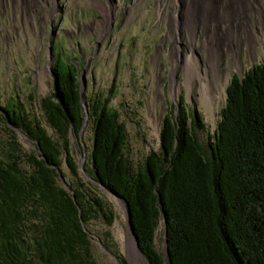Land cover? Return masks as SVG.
<instances>
[{
    "label": "trees",
    "instance_id": "1",
    "mask_svg": "<svg viewBox=\"0 0 264 264\" xmlns=\"http://www.w3.org/2000/svg\"><path fill=\"white\" fill-rule=\"evenodd\" d=\"M52 71L64 103L54 89L42 105L52 127L66 135L63 142L13 100L4 107L42 154L28 156L29 170L18 155L0 157V264H98L86 224L101 198L82 184L64 187L58 173L65 152L77 174L67 135L86 124L82 82L62 55ZM226 92L207 145L199 136L203 114L185 108L182 98L178 113L164 116L159 150L139 164L125 155L128 134L119 112L101 99L90 108L96 180L128 202L140 249L153 264L165 259L155 248L160 222L168 229V264H264V62L243 77L234 74Z\"/></svg>",
    "mask_w": 264,
    "mask_h": 264
},
{
    "label": "rangeland",
    "instance_id": "2",
    "mask_svg": "<svg viewBox=\"0 0 264 264\" xmlns=\"http://www.w3.org/2000/svg\"><path fill=\"white\" fill-rule=\"evenodd\" d=\"M105 4H111L114 11ZM181 12L178 0H0V157L8 161L13 154L18 155L22 169L29 170L32 165L28 156L42 154L36 140L3 118L1 110L10 100L53 139L63 142L66 135L52 127L42 105V99L54 93L52 68L56 57L62 55L78 69L88 127L78 133L70 128L67 135L77 174L71 172L65 152L58 173L64 187L73 191L82 184L88 194L101 198L102 208L94 211L86 224L90 251L98 264H105L100 241L115 252L124 249L125 243L124 239H116L111 229L102 228L113 223L118 211L93 171L92 104L101 99L119 112V121L125 124L128 134L125 155L139 164L151 151L159 150L164 116L177 114L182 98L185 108L203 114L206 128L199 131V136L207 145L217 130L227 99L226 87L233 75L240 72L243 77L252 66L264 62L263 54L249 63L242 58V71L228 65V81L217 82L214 95L203 98L196 84L187 82L183 60L174 52L179 30H172L173 14L179 28ZM183 33L185 37L179 44L188 47L190 35L185 30ZM172 72L178 88L174 87ZM197 83L202 84L198 78ZM121 224L125 233L127 220H121ZM164 230L160 222L155 248L162 254L166 245ZM123 259V264H132L127 257Z\"/></svg>",
    "mask_w": 264,
    "mask_h": 264
},
{
    "label": "bare ground",
    "instance_id": "3",
    "mask_svg": "<svg viewBox=\"0 0 264 264\" xmlns=\"http://www.w3.org/2000/svg\"><path fill=\"white\" fill-rule=\"evenodd\" d=\"M178 2L181 3L182 24L177 28L176 13L173 14L172 30H179L174 52L183 60L187 82L195 83V87L206 99L214 95L217 82L228 81L230 74L228 65L234 71H242V58L245 57L244 62L249 63L264 54V0H178ZM105 7L114 11L111 4H105ZM182 30L188 31L190 35L188 47L179 44L182 37H185ZM188 48H192L193 51L189 52ZM221 62L224 65L223 71ZM48 68H51L50 63ZM172 74L174 87L178 88L175 73ZM197 78L201 80V86L198 85ZM86 127L88 119L84 129ZM87 156L82 158L83 167ZM108 197V201L115 205L118 214L111 225L105 224L102 228L111 229L115 238L120 241L124 239L125 244L124 249L115 252L95 234L104 251L101 252L103 262L115 264L116 261L123 264V258L127 257L132 264H150L137 247L136 238L130 228L123 232L121 220H127L128 215L125 202L110 191Z\"/></svg>",
    "mask_w": 264,
    "mask_h": 264
},
{
    "label": "water",
    "instance_id": "4",
    "mask_svg": "<svg viewBox=\"0 0 264 264\" xmlns=\"http://www.w3.org/2000/svg\"><path fill=\"white\" fill-rule=\"evenodd\" d=\"M240 73V72H239ZM239 73H237L239 76H241ZM57 77V76H56ZM82 86V85H81ZM53 87H54V89H55V91H56V93H57V95H58V98L61 100V102L62 103H64V99H63V95L59 92V91H57V89H58V84H54L53 83ZM81 93H82V96L84 97V87L82 86L81 87ZM2 112H3V114L6 116V118H7V121H8V125H10L11 127H13L14 129H19V130H21V128H18V127H16V126H14L13 124H12V122H11V118H10V115L8 114V112L6 111V109L5 108H2V110H1ZM85 126V125H84ZM83 126V127H84ZM104 186V185H103ZM105 187V186H104ZM105 188H107L108 189V187H105ZM108 191H110V192H113L114 194H116V195H118V196H120L122 199H123V201L125 202V205H126V209H127V225H128V227L130 228V231H131V233L135 236V238H136V241H137V247L139 248V250L142 252V250L140 249V246H139V238H138V236H137V234H136V232H135V227H134V225H133V222H132V211H131V209H130V206L128 205V202L127 201H125V199L118 193V192H116V191H113V190H111V189H108ZM165 225V224H164ZM167 227L165 226V230H164V235H165V241H166V245H165V253H164V264H168V262H167V259H168V256H169V249H168V245H169V243H168V238H167ZM143 253V252H142ZM143 255L147 258V260L149 261V258L143 253ZM149 263L150 264H153L152 262H150L149 261Z\"/></svg>",
    "mask_w": 264,
    "mask_h": 264
}]
</instances>
